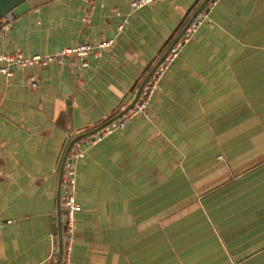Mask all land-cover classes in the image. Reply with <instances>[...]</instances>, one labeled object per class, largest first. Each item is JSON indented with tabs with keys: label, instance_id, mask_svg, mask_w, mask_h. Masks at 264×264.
Here are the masks:
<instances>
[{
	"label": "crops",
	"instance_id": "obj_1",
	"mask_svg": "<svg viewBox=\"0 0 264 264\" xmlns=\"http://www.w3.org/2000/svg\"><path fill=\"white\" fill-rule=\"evenodd\" d=\"M132 1L32 0L3 19L0 53L115 41L98 58L0 73V264L50 263L70 142L131 103L203 2ZM204 15L147 114L76 142L71 264H264V0Z\"/></svg>",
	"mask_w": 264,
	"mask_h": 264
},
{
	"label": "built area",
	"instance_id": "obj_2",
	"mask_svg": "<svg viewBox=\"0 0 264 264\" xmlns=\"http://www.w3.org/2000/svg\"><path fill=\"white\" fill-rule=\"evenodd\" d=\"M159 0H133L131 6L134 9H140L145 6L152 5ZM220 0H209L207 8L209 10L216 6ZM205 12H201L196 19L188 26L180 39L171 47L164 60L158 65L155 71L151 74L145 83L138 100L133 108L127 111L119 118L113 120L109 124H105L92 135L86 137V140L92 144L100 142L103 138L111 134L117 129H124L128 122L136 115L147 114L150 105L161 88V82L171 69L184 44H186L195 34L199 26L203 23ZM119 30H123L124 24L119 25ZM114 39H105L98 42H84L75 47L64 48L60 52L52 54H33L25 55L22 52L0 53V73L6 77H11L14 74L12 67L15 68H32L46 67L53 62L62 61L65 57L76 56L86 58L93 55L100 57L104 52L111 48L114 44ZM33 87L38 86L36 80H32ZM84 156V151L76 144L69 152L68 158L63 166V173L60 184V201L65 209L63 239V256L59 264H71L73 246L75 242V227L76 216L82 210V205L77 201V170L78 161ZM58 255V246L55 244L53 254L50 258V263L53 264Z\"/></svg>",
	"mask_w": 264,
	"mask_h": 264
},
{
	"label": "water",
	"instance_id": "obj_3",
	"mask_svg": "<svg viewBox=\"0 0 264 264\" xmlns=\"http://www.w3.org/2000/svg\"><path fill=\"white\" fill-rule=\"evenodd\" d=\"M208 1L209 0H203V2L198 7V9L194 12V14L191 16V18L186 22V24L184 25V27L182 28L180 33L170 43V45L167 48V50L162 54V56L159 58V60L155 63L153 68L149 71V73L146 75V77L142 81V83L139 86V88L137 89V91L135 93V96H134L133 100L131 101V103L125 109H123L118 115H116L109 122H107L106 124H109L110 122H112L113 120L119 118L120 116H122L127 111H129L130 109L133 108L134 104L136 103V101L139 98V95H140L145 83L147 82V80L149 79L151 74L155 71V69L158 67V65L164 60V58L168 54V52L171 49V47L180 39L182 34L188 28V26L196 19V17L201 12H203V11L204 12H208L209 11V8H207ZM31 6H32V0H0V28L3 25V22H4L3 19H11V18H14L16 16H19L22 13H24L25 11L29 10V8ZM104 125H102V126H104ZM102 126H100L99 128H97V129H95L93 131L86 132V133H83V134H81L79 136H76L75 138L72 139V141L70 142V144L68 146V149L66 151L64 159H63L62 169H61V172H60L61 173V177H62V173H63L64 163H65V161L68 158L70 150L76 144V142L81 140L82 138H85V137H88L89 135H92L97 130H99ZM58 197L60 199V191H59V196ZM60 214H61V211H60ZM62 256H63V239H62V229L60 228V233H59V251H58V255H57V258H56L54 264H59L61 262Z\"/></svg>",
	"mask_w": 264,
	"mask_h": 264
},
{
	"label": "trees",
	"instance_id": "obj_4",
	"mask_svg": "<svg viewBox=\"0 0 264 264\" xmlns=\"http://www.w3.org/2000/svg\"><path fill=\"white\" fill-rule=\"evenodd\" d=\"M113 118H114V117H113ZM111 119H112V118H111ZM111 119H110V120H111ZM106 123H107V122H106ZM106 123H103L102 125H104V124H106Z\"/></svg>",
	"mask_w": 264,
	"mask_h": 264
}]
</instances>
